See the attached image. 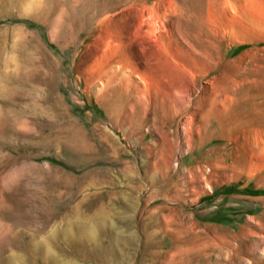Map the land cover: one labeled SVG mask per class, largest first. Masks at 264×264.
I'll return each mask as SVG.
<instances>
[{
	"label": "rangeland",
	"instance_id": "1",
	"mask_svg": "<svg viewBox=\"0 0 264 264\" xmlns=\"http://www.w3.org/2000/svg\"><path fill=\"white\" fill-rule=\"evenodd\" d=\"M0 264H264V0H0Z\"/></svg>",
	"mask_w": 264,
	"mask_h": 264
},
{
	"label": "bare ground",
	"instance_id": "2",
	"mask_svg": "<svg viewBox=\"0 0 264 264\" xmlns=\"http://www.w3.org/2000/svg\"><path fill=\"white\" fill-rule=\"evenodd\" d=\"M146 18V17H145ZM146 24H147V27H146V29H143L144 28V26H146ZM153 26H154V21L149 17H147V19H144V18H142V22H140V24H139V28L141 29V31H143V32H149V30H152L153 29ZM140 31V30H139ZM210 69H213V67L212 68H210ZM222 244H223V246H221V245H219V246H217V250H219V249H223L224 248V246H229V247H231L232 249H235L232 245H231V242L230 241H226V240H223L222 241ZM218 245V244H217ZM231 260V259H230Z\"/></svg>",
	"mask_w": 264,
	"mask_h": 264
}]
</instances>
